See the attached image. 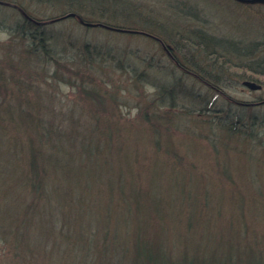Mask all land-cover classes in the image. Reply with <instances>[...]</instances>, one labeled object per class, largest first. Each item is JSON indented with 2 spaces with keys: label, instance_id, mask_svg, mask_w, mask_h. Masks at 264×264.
Listing matches in <instances>:
<instances>
[{
  "label": "rangeland",
  "instance_id": "obj_1",
  "mask_svg": "<svg viewBox=\"0 0 264 264\" xmlns=\"http://www.w3.org/2000/svg\"><path fill=\"white\" fill-rule=\"evenodd\" d=\"M18 1L29 14L42 20L38 21L43 24L37 26L55 38L58 53L67 45L68 37L76 40L78 45L86 41L110 48L112 58L121 57L123 64L136 63L137 68L143 71L142 80H146L141 89L138 87L129 92L126 90L134 85L131 79L127 80L129 76L122 70L109 68L101 78L97 77V80L92 81L91 86L96 85L101 91L103 102L99 108L91 107V99L86 98L90 96L86 94L89 89H82L81 85L72 86L67 81L56 80L51 76L57 70V74L65 80L71 78V74L77 78L75 71H81L77 70V65L70 67L57 59L58 55H54L55 61L46 67V76L40 67L34 70L26 62L19 64L21 60L11 61L5 57L8 52L11 53L9 56L15 57L11 51L15 50L13 48L16 42H10L12 34L9 29L14 20L7 18L8 15H15V8L0 5V20H3L2 23L8 28L0 30V67L5 74L16 76L24 84L26 81L34 83L35 89L22 92V103H25L24 100H31V104L36 107L32 113L37 114L39 118L35 119L44 118L41 121L51 124L53 139L58 140L63 136L62 131L66 133L67 125L72 122L88 140L92 135V127L98 122L119 125L123 133L115 139L116 144L110 149L112 154L104 164L92 165L83 162L84 166H81L79 162H75L65 177L61 171L58 174L52 171L41 172L43 178L47 177L44 178L45 181L55 183L56 191H47L51 195L53 193L51 210L36 214L34 218L37 219L32 220L26 217L31 215L24 216L18 209V206L28 207L30 201H33L29 198V188L23 186L29 173L26 158L21 159L26 156L25 144L30 132L16 134L14 130H7L13 141H6V144H3V138L0 137V196L6 194L4 199L0 197V233L4 232L13 242L16 240L15 246L19 251L24 254L31 250L36 254L39 263L55 264L53 259L44 261L43 258L56 255L55 258L69 250L67 247L63 249L64 246L72 248L73 245L68 244L69 239L75 246V240L81 239L77 238L79 232L83 231V235L92 239L99 238L105 233V227L102 226L106 223L105 206L110 212H115L117 208L113 205L110 209L107 204L105 189L108 182L125 184L128 189L137 188L138 184L139 190L146 195L149 192L154 194L158 204L166 210L162 220L156 219L158 224L156 228L152 226L149 234L156 235V241L160 239L165 247L184 259L190 258L191 253L196 254L197 250L215 248L220 239L236 234L234 228H241L244 221L249 220L251 223L255 214L264 213V200L257 198V202L262 203L242 200L234 188V183L246 187L255 182V188L250 193H264V146H260L264 143V135L253 136L254 141L250 143L248 136L242 135V132L232 138H227L224 133L219 132L210 134V130L196 119L193 112L200 106L207 108L208 105V113L214 114L216 109H229L228 101L254 103L264 99V78L251 80L239 73L228 74L230 84L223 88L226 93L224 99L218 92L180 70L167 58L165 50L162 49L163 45L141 35L143 31L152 29L154 33L160 34L159 26H164L171 34L180 35V38L184 39L199 30L224 40L223 45L231 46V42H238L242 50H247L241 43L252 46L253 43L264 42V6H244L233 0H124L130 7L128 12L133 11L140 18L150 22L148 27L141 21L130 23L121 17L108 21L113 25L125 26L119 28L128 30L124 33L103 26L87 27L73 17H61L63 20L51 23V17L61 13L62 6L34 0ZM16 11L21 14L17 9ZM113 25L108 26L118 28ZM163 33L162 37L169 39L166 32ZM180 43L190 49V45L185 41ZM19 47L22 48L21 45ZM166 49L168 50L167 47ZM118 51L125 53L119 54ZM176 54L181 58V53L177 51ZM192 55L195 54H190ZM263 57L264 45L249 60L260 61ZM153 58L155 67L148 69ZM173 81L180 85L179 90H190L197 99L187 98L182 93L177 98L175 107H161L159 90L162 85H169ZM244 81H252L262 87L259 90H251L243 84ZM18 87L20 89V84ZM118 88L120 89L117 92L115 89ZM15 89V86H7L4 94L0 93V99H5L12 105L18 104V100L12 96L17 93ZM115 97H118V101ZM148 103L150 114L155 112L158 115L155 116L156 119L162 116L164 120L170 119L173 124L156 121V127L160 125L161 134H142L140 140L137 135L141 134H136L132 129L141 128L143 117L140 105L143 107ZM187 110H190V113ZM251 113L259 123L264 121V104L252 108ZM247 120H250L249 116ZM262 129L264 124L257 125L251 131L263 134ZM75 132L76 129L66 133L69 140L72 138L70 134ZM95 139L97 138L92 137L93 141ZM59 177L63 179L57 180ZM121 211L133 218L134 222L137 217L147 214L144 210L134 213L125 209ZM121 211L118 210L117 214L108 218L111 232L107 234L106 229L103 236L107 237V243H99L96 249L92 248L90 252L86 251L81 255L72 254V261L66 264H98L95 260L106 264V260L111 258L113 253L120 255L124 249L122 239L129 232L120 225L121 218L117 220ZM14 224L18 225L16 239ZM241 231L245 234L250 232ZM263 235L264 232L260 235L256 232L248 237V240L252 243ZM186 249H190L189 255L184 254ZM8 254L3 237L0 236V264H3ZM123 255H127V258L131 256L130 252L126 251Z\"/></svg>",
  "mask_w": 264,
  "mask_h": 264
},
{
  "label": "trees",
  "instance_id": "obj_2",
  "mask_svg": "<svg viewBox=\"0 0 264 264\" xmlns=\"http://www.w3.org/2000/svg\"><path fill=\"white\" fill-rule=\"evenodd\" d=\"M4 1L19 5L28 15L33 17V19L41 20L29 14L20 1ZM34 1L50 5L54 3L55 6L60 5L63 7L61 13L51 17V23L63 20L61 17L68 13H75L86 22H100L106 25H113L108 21L115 19L114 17H121L122 20L130 23L141 21L142 23L147 24L148 27L150 26V22L144 20V18H140L137 13H134L133 11L128 12L130 7L127 6V3L124 0ZM13 12H15V15H8L9 17L7 18L14 20V24H10L9 29L12 34L10 42H13L14 44L16 42V45L13 48L16 50V53L15 50H12L11 52L15 57L9 56L11 54L10 52H8L5 57L11 61L21 60L19 64L26 62L27 65L31 66L34 70L40 67L46 76H48L46 67L55 61L53 59L54 55H58L56 58L70 67H75L77 65L79 67L77 70H81L79 72L75 71V76L76 74L78 75V77L76 76L77 78L71 74V78L65 80L64 77L57 74V70H55L51 76L56 80H61L63 82L67 81L72 86L81 85L82 89H89L86 94H89L90 96L86 98L91 99V107L99 108L102 106L103 102L101 91L98 86H91L92 81L97 80V77L101 78L103 73L109 68H114L116 71L122 70L129 76L127 80L131 79V82L134 83V85H132L133 87L130 86L128 88L129 90L126 91L131 92L132 89L138 87L141 89L143 84L146 83V80H142L144 77L143 71H140L137 68L136 63L130 64L129 62H126L123 64L122 61H120L121 57L112 58L113 55H111L110 48H103L86 41L78 45L76 44V40L74 41L71 37H68L67 45H69V47L64 45L65 47H63L58 53V47L56 48L55 45L56 40L51 34L41 31L37 24L22 14H19L16 11V8ZM95 17L98 19H95ZM73 18L77 19L76 17ZM2 22L3 20H0V30L8 29ZM113 26L125 28V26L116 24ZM159 27H161L160 34L159 32L154 33V29L148 32H153V35L155 34L154 37L156 38L152 39H154L156 43L159 41L163 43V46L168 48V54L167 52L165 53L167 58L172 60L173 63L185 74L195 77L198 82L208 86L211 90H214L221 95L224 94L223 88L230 84L228 74L233 75L234 73H239L241 76L251 80L258 79L259 77L264 78V57L260 58V61L249 60L261 49L264 42L253 43L252 46L241 43V45L247 48V50H242L238 42H231V46H226L223 45V42H225L224 40L217 39L214 36L199 30L192 32L191 37L182 39L180 38V35L175 36L174 34H171L169 30H166L168 29L167 27ZM139 30L145 29L139 28ZM162 32H166L169 39L162 37L164 36L162 35ZM180 41L188 43L190 49L189 46H185V44L180 43ZM20 45L22 48L19 47ZM8 51L10 50L8 49ZM177 51L181 53V58L177 56ZM118 53L124 54L125 52L118 51ZM193 53L196 56H190V54ZM152 60L153 62L148 69L155 67L154 58ZM144 71L147 73L146 70ZM81 73L85 74L82 75ZM19 84L20 89L18 87ZM7 86H15L17 88L15 89L17 93L12 96L14 99L18 100V104L12 105L10 102H6L5 99H0V137L3 138V144H6V141L9 143L11 140V135H9L7 130H14L16 134L30 132L29 138H27L28 142L25 144V148L27 149L24 151V155L26 156L21 157V159L23 160L26 158L29 173L26 178V184H23V186L29 188V198L33 199V201H30L28 207L24 208L23 206H18V209L24 216L31 215L30 217L26 216L30 220L37 219V217L34 218L36 214H43L45 210H51L50 202L53 199V193L56 191L55 183L51 182L50 184V182L45 181L44 178L47 177L43 178L41 172L47 173V171H52L58 174L61 171L63 177H65L72 167V163L75 164V162H79L81 166H84L83 162L92 165L104 164L107 158L112 154L110 149L116 144L115 139L117 140V138L120 137V134L123 133L121 132L122 130L119 125H113L109 122L104 124L98 122L92 127V133L90 132L92 135L88 140L83 134H80V130L76 128L74 122H72L67 125L66 128L67 134L76 129L75 133L70 134L72 136L71 140H69V136L64 131H62L64 133L63 136L59 137L58 140H54L53 133L50 129L51 124L44 122V120L41 121L44 118H41V120L35 119L39 118L37 114L34 115V113H32L36 107L34 104H31V100H24L25 103H22V92H28L35 89L36 86L34 83L26 81L24 84L20 82L19 78L16 76L10 77L5 74V71L0 67V93L4 94ZM120 88L115 90L118 92ZM179 89L180 85L174 81L169 85H162L159 90L161 93L159 94V105L161 107L165 105L175 107L176 100L182 93L187 96V98H196V95L190 90H186L185 88L183 90ZM222 98L225 99V97ZM116 99L118 101V97ZM112 100L115 101L114 98H112ZM228 104L229 109L223 108L225 110L223 111V109L215 108L216 110H214V114L208 113V105L207 108L206 106H200V108L192 111L195 113V116L197 117L196 119L199 122H203L204 126L210 130V134L219 132L220 134L224 133L227 138H232L236 137L234 135H238L239 132H242V135L245 134V136H248L250 139L248 141L250 143L254 141L252 140L255 138L253 136L262 137L264 135V129L261 130L263 134H260L259 131L254 133L251 131V129L256 128L257 125L264 124V121L259 123L260 121L255 118L256 116L253 117V114L251 113L252 108L254 109L259 105L264 104V99H259L254 103L228 101ZM140 107L142 108L141 116L143 117L142 124L144 126L141 124V128L138 129L133 127L132 129L136 134H141L137 135L140 140L142 134H148L149 136L152 133V135L161 134V130H159L160 125L157 128L156 121L161 123L165 122L168 125L173 124L170 119L164 120L165 118H162L160 115V117L156 119L155 116L158 115H156L155 112L150 114L148 111L149 103L143 107L140 105ZM187 111L190 113V110ZM32 116L34 117L30 119ZM247 116L250 117V120H247ZM210 117H212V119ZM125 129L127 130V128ZM158 130L160 132H158ZM145 131L147 132L145 133ZM92 137H96L97 139L93 141ZM11 141H13V137ZM260 146H264V143ZM63 177H59L57 180L61 181ZM257 183L259 184V182ZM255 184V182H251L250 185L245 187L243 184L236 185L234 183L237 196L242 200H251L255 203H262L257 202V198L263 201L264 193L258 194L255 191L250 193V191L255 188ZM47 186H49V188H47ZM105 190L109 208L112 209L113 205L117 206L115 212H110L108 207L105 206L104 210L107 213L106 223L102 224L103 228L105 227V229H103L105 230V233H102L99 238L94 237V239H92L89 236L83 235V231H81L77 235V238L81 239L78 241L75 240V246L73 241L70 242L71 239H69L68 244L71 243L74 247L72 246V248H69V246H64L63 249L67 247L69 250L60 253L59 256H57L58 259L57 257L54 258L56 255H50L49 253L50 256L44 257V261L51 258L56 261L55 264H66L69 261H72V254L75 253L76 255H81L92 248L96 249L95 247H97L99 243H107V237L105 236L103 238V236L106 234V229L108 231L107 234L111 232L108 219L109 216L117 214L118 210L121 211L122 209H125L127 212L132 213L144 210L147 214L137 217L134 222V219L129 215L122 211L120 212L117 220H120L121 218L120 225L129 232L126 237H123L122 239V247H124V249L121 250L120 255L113 253V256L106 260V264H264V235L259 239H254L252 243L248 240V237L253 233L257 232V234L260 235L264 232V213L255 214L251 219V223L249 220H246L241 228H234L236 234L220 239L215 248L197 250L195 252L196 254L191 253L190 258L186 257L184 259L179 254L176 255V253H173L170 248L165 247L160 239L156 241L154 239L157 237L156 235L153 236L149 234L152 230V226L153 228H156L158 224L155 222L156 219L158 221L162 220L166 210L165 207L163 208L158 204V200L155 198L154 194L149 192V194L146 195L139 190L138 184L137 188L128 189L125 184L108 182ZM47 191H53L52 195ZM249 193L254 195H250ZM5 196L6 194L0 197L4 199ZM59 224L56 228H58ZM14 226L16 227L14 230V239H16L18 225L14 224ZM241 230H249L250 232L245 234L242 233ZM0 236L3 237V241L5 242L9 253L3 264H41L33 251H26L23 254V252L16 248V240L13 242V239L8 237L4 232L0 233ZM80 243L81 245L79 246ZM75 248H77V251H75ZM125 251L130 252V258H127V255H123ZM189 253L190 249H186L184 252L185 255H189ZM95 262L100 264L97 260H95Z\"/></svg>",
  "mask_w": 264,
  "mask_h": 264
},
{
  "label": "water",
  "instance_id": "obj_3",
  "mask_svg": "<svg viewBox=\"0 0 264 264\" xmlns=\"http://www.w3.org/2000/svg\"><path fill=\"white\" fill-rule=\"evenodd\" d=\"M234 1H236V2H238L240 4H244V5H262V6H264V0H234ZM0 5H6V6L14 7L23 16H25L26 18L32 20V22H34L35 24H37V25H42L43 24L41 21H38V20H35V19L31 18L27 14V12L23 8H21L20 6H18L17 4L7 3L5 1L0 0ZM69 17H77L78 20L80 21V23L83 24L84 26H87V27L103 26V27L108 28V29H111V30H116V31H121V32L128 31V30H124V29L114 28V27H111V26H108V25H105V24H102V23L86 22L80 16H78L75 13H68L65 16H62V18H69ZM243 84L245 86H247L251 90H259L262 87L261 85L255 83V82H252V81H244Z\"/></svg>",
  "mask_w": 264,
  "mask_h": 264
},
{
  "label": "bare ground",
  "instance_id": "obj_4",
  "mask_svg": "<svg viewBox=\"0 0 264 264\" xmlns=\"http://www.w3.org/2000/svg\"><path fill=\"white\" fill-rule=\"evenodd\" d=\"M233 1H234V0H233ZM5 2L10 3V2H8V1H5ZM234 2H236V1H234ZM236 3H237V4H240V3H238V2H236ZM12 4H13V3H12ZM240 5H244V4H240ZM244 6H253V5H244ZM141 35H144V36L149 37V38H155L154 35L151 34V33L148 32V31H143V33H142ZM158 44H159V45H163V43H161V42H158ZM224 91H225V90H224ZM224 95H226L225 92H224V94L221 95V97H223Z\"/></svg>",
  "mask_w": 264,
  "mask_h": 264
},
{
  "label": "flooded vegetation",
  "instance_id": "obj_5",
  "mask_svg": "<svg viewBox=\"0 0 264 264\" xmlns=\"http://www.w3.org/2000/svg\"><path fill=\"white\" fill-rule=\"evenodd\" d=\"M158 42H159V41H158ZM162 48H163V49L165 50V52H167V54H168L169 51L166 49V47H163V46H162Z\"/></svg>",
  "mask_w": 264,
  "mask_h": 264
}]
</instances>
